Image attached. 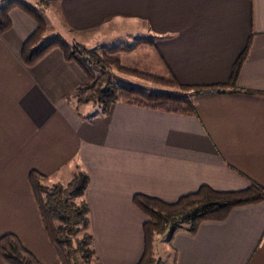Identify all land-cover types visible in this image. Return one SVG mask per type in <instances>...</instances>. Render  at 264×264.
Listing matches in <instances>:
<instances>
[{"label":"crops","instance_id":"obj_1","mask_svg":"<svg viewBox=\"0 0 264 264\" xmlns=\"http://www.w3.org/2000/svg\"><path fill=\"white\" fill-rule=\"evenodd\" d=\"M49 3L50 38L88 49L151 39L146 49L120 54L121 64L169 73L180 84L227 82L248 48L237 90L187 92L195 115L121 101L104 113L98 104L76 102L88 76L58 48L31 65L22 61L35 23L12 9L11 27L0 33V235L13 233L41 264H58L31 170L48 184L87 174L82 199L99 264L141 258L147 217L133 204L135 194L171 203L202 185L264 187V0ZM166 245L171 264H264V199L234 207L222 221H204L194 234L177 231Z\"/></svg>","mask_w":264,"mask_h":264},{"label":"trees","instance_id":"obj_2","mask_svg":"<svg viewBox=\"0 0 264 264\" xmlns=\"http://www.w3.org/2000/svg\"><path fill=\"white\" fill-rule=\"evenodd\" d=\"M49 1L51 0H43ZM16 8L35 23L33 31L26 37L21 48V58L26 65L35 63L50 50L58 48L66 61L78 64L88 76V86L78 89L74 94L77 103L98 104L104 113L109 112L113 103L121 101L166 112L195 115L196 109L187 95L188 91L206 93L224 91L228 88L237 90L235 82L248 45L234 62L227 82L205 85L180 84L169 73L152 72L121 64L120 54L146 49L151 39H138L129 45L109 47L99 54L80 43H69L60 36L46 39L47 19L24 0H7L0 7V33L11 27L9 13ZM112 66L124 74L175 88L177 91L149 92L131 85L115 83L112 81ZM29 183L44 228L58 257V264H91L90 256L96 262L89 230L88 206L82 199L88 183L87 174L81 170L65 184L61 182L48 184L46 175L31 170ZM263 199L264 187L253 181L246 188L239 190H215L202 185L171 203L144 194H135L132 198L133 204L147 217L142 226L144 250L136 264H156L157 235L166 234V242L170 243L177 231L183 230L194 234L202 222L222 221L234 207L258 203ZM0 261L4 264H41L13 233L0 235Z\"/></svg>","mask_w":264,"mask_h":264},{"label":"rangeland","instance_id":"obj_3","mask_svg":"<svg viewBox=\"0 0 264 264\" xmlns=\"http://www.w3.org/2000/svg\"><path fill=\"white\" fill-rule=\"evenodd\" d=\"M6 1L7 0H0V7ZM24 1H26L29 4H31L32 6H34L42 15L48 14L47 12L49 10H52L53 7H54L53 3H49L48 4V2H43V0H24ZM49 31L46 32V36H45L46 39L50 38L49 37L50 36V32ZM95 44L96 45L97 44H101V41H98ZM104 49H106V48H102V49L94 48V49H90V50L99 54ZM132 53H130V54H132ZM111 70L113 72L112 73L113 74L112 81L115 82V83H121V84H124V85H131V86H134V87H138V88L144 89V90L149 91V92L171 93V92L177 90L175 88H169V87H165V86H162V85L154 84V83L146 81V80L139 79V78H137V77H135L133 75L124 74L122 72L117 71L113 66L111 67ZM166 243H167L166 242V234H161V235H157L156 236V240H155V260H156V264H171L172 254L170 253V250L167 248ZM90 261H91V264H96V262H98L97 260L95 262V259L92 256H90Z\"/></svg>","mask_w":264,"mask_h":264}]
</instances>
